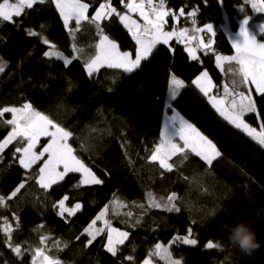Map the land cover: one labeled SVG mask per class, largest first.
Returning a JSON list of instances; mask_svg holds the SVG:
<instances>
[{"label": "trees", "instance_id": "trees-1", "mask_svg": "<svg viewBox=\"0 0 264 264\" xmlns=\"http://www.w3.org/2000/svg\"><path fill=\"white\" fill-rule=\"evenodd\" d=\"M82 1L89 4L90 19L100 4L107 2ZM167 1L171 12L178 15L183 8L185 15L178 22L168 16L165 27L188 28V36L196 37L192 42L197 46L198 59L189 55L187 39L174 38L168 45H157L133 72L102 67L90 76L86 64L96 55L99 30L87 21L77 28L72 20L66 27L54 0L25 9V14L14 16L12 21H0V66L4 69L0 72V109L31 103L73 133L70 144L75 156L103 181L85 184L82 173L70 172L50 189H42L36 180L43 161L27 174L28 170L18 163L21 154L15 153L19 142L6 146L0 160V196L9 197L21 182L25 187L7 201L8 208L0 207V229L6 226L5 217L11 225L10 241L0 230V264H34L38 248L60 264H143L149 258L157 264H170V260H179L180 264H264V146L221 117L192 83L207 71L214 82L212 94L223 98L224 86L231 89L232 80L239 79L228 71L229 67H238L234 61H225L223 70L216 62L217 55L235 53L228 30L238 31L241 21L248 18L247 26L264 42V29L257 27V23H264V12L253 9L251 0ZM127 3L111 0L122 15L130 13L124 7ZM194 9L196 16H189ZM132 15L138 17L137 13ZM210 23L215 35L196 31ZM100 26L102 34L122 51L136 55L139 45L115 15ZM32 31L37 35H30ZM200 38L204 44L211 41V52L198 46ZM56 50L72 62L66 64L55 55H45ZM172 75L180 77L184 87L171 101V108L216 145L221 156L211 165L188 147L171 157V171L161 167L159 160H151L169 108ZM249 87L264 117V96L252 85L237 90L249 95ZM11 118V113H5L2 119ZM244 119L260 130L261 118L246 113ZM10 131L11 126L0 123V141ZM149 193L161 203L175 193L174 203L180 210L153 207ZM64 196L68 197L66 208H74L77 203L82 206L75 215L59 214V201ZM105 208L110 226L128 233L124 243L118 245L116 256L107 251L108 227L102 220L96 227L105 231L86 246L84 229ZM15 217H19V227ZM238 217L253 223L262 242L252 254L228 244L227 226ZM189 229L190 238L197 244L177 242L176 238L187 236ZM42 238L47 239L41 243ZM209 242L220 247L208 249ZM9 243L21 246L23 255L17 256ZM158 243L168 249L170 259L150 255ZM128 256L133 260H126Z\"/></svg>", "mask_w": 264, "mask_h": 264}, {"label": "snow or ice", "instance_id": "snow-or-ice-1", "mask_svg": "<svg viewBox=\"0 0 264 264\" xmlns=\"http://www.w3.org/2000/svg\"><path fill=\"white\" fill-rule=\"evenodd\" d=\"M45 0H17V2L9 4L8 0H3L0 3V21H12L13 17H20L25 14V9H32L36 4H43ZM123 2V0H121ZM55 7L59 10L60 15L63 17L64 25L67 27L72 20H75L77 28L80 26L82 21L89 22L90 25H94L100 33L99 43L95 45L96 55L87 64L86 68L88 74L91 76L98 72L100 68H116L123 69L127 72H133L141 66L142 60H147L156 49L157 45H168L169 41L173 38L177 40L187 39L189 42L195 40L196 37L188 36V28H182L176 30L175 28L171 31H165L167 24L166 17L173 16L174 22H178L180 17L185 15L184 9L179 10L178 15L166 10V0H158V5L154 0H131L130 3L124 4V7L129 12H138L143 18L144 24H139L136 20L132 19L127 14H120L117 12L115 7H112L111 0H107L106 3H102L99 9L95 12L94 16L89 18L87 15L89 4L82 2V0H54ZM146 4L148 11L145 10ZM253 9L264 12V7L257 8V5L253 3ZM197 10H192L188 13L189 16L195 17ZM115 15L121 23L128 28L131 32L133 39L136 44L139 45V50L133 59L131 54L128 52H121L118 45L109 40L107 35H103V29L101 28V22L108 20ZM195 21L193 20V23ZM249 20L245 19L240 28V36L243 38L232 42V46L236 50L234 56H216V62L218 67L223 70V63L227 61L235 62L238 67H229L228 71L234 73L239 79H233V87L230 89L228 85L224 86L223 98H217L215 95H210V90L214 87L208 73L205 71L200 77L193 80L192 83L208 97L212 106L216 108L217 112L221 117L233 125L236 129L246 133L247 136L251 137L259 145L264 146V117L262 113L258 111L256 107V101L251 96L252 89L249 87V95H245L244 91H238L241 86L248 87L249 85H255V92L264 96V43H259L255 36L250 35L248 31ZM197 32L210 33L215 35L213 26L211 24L206 25L204 28L196 29ZM30 35H37L36 32L32 31ZM70 34L72 30L70 29ZM48 44L49 41L45 39L43 41ZM198 46L205 50V52H211V41L208 44H204L201 39ZM53 47H55L53 45ZM73 50L78 51L76 46L73 45ZM189 55L193 60H197L196 48L188 47ZM46 56L55 55L58 59H63L66 64H70L72 61L67 57H64L59 52H46ZM3 67L0 66V72H3ZM172 96L175 98L179 94V89L184 87V81L178 79L175 75L171 77ZM232 97L230 104L227 103L228 98ZM5 113H11L12 118L3 120ZM246 113L254 114V118H261L259 123V131L257 128L252 127L244 119ZM172 131L167 132L166 135L172 137H179L184 141V145L191 148L197 156H200L207 164L211 165L213 160L221 156L220 151L216 148V145L209 140L206 136L202 135L197 131L193 125L185 121L182 117L173 116L172 118ZM179 119L177 125L176 121ZM0 123L11 126V131L8 135L0 141V160H2V153L6 146L11 144L13 141H18L20 146L15 147V153L21 154L17 157L19 165L28 170L27 174H31L30 170L33 165L40 161H43V166L38 169V179L36 182L42 189H50L53 184L58 183L59 180H63L64 177L70 172H83L85 179L82 183L102 184L103 181L96 178L85 164L79 160L74 154L73 148L67 143L68 139L72 137L73 133L61 127L58 123L54 122L49 116L36 111L31 103H25L21 107H4L0 109ZM191 133V135H190ZM49 137L51 142L46 146H42L40 152H36L35 148L39 142L40 137ZM161 149L157 148L156 153L151 156L152 161L159 160L160 166L172 170V164L167 161L171 156L177 153L184 152V148L178 146L176 143H172L171 139L168 140V150L163 156H160ZM45 154L47 159H44ZM186 156V154H185ZM62 165V171L57 169ZM90 178V179H89ZM25 187V182H21L19 186L11 193L9 197L0 196V207L8 208V200L17 196V193ZM150 203L156 208H166L167 211H179L180 209L176 206L174 201L177 199L175 193L167 197V201L161 203L153 197L152 193L148 194ZM68 199L64 196L59 201L60 215L63 216L65 212L69 215H75L76 211L81 209V205L77 203L74 208H66L65 201ZM162 199V198H161ZM143 207V205H141ZM108 212V208L101 211L94 220L84 229V233L88 237L87 245H90L96 240V237L105 231V228H97V221H103L110 231L107 236V251L113 256L117 255L119 251L118 245L124 243L128 237L127 232H119L115 228H111L108 220L105 216ZM16 225L19 227V217H15ZM4 224L2 230L7 240H11V225L8 224L7 218H4ZM112 233H118V239L113 238ZM192 236L191 229L188 230V235L183 237H177V242H182L187 245H196L197 240L190 238ZM47 238H42L41 243ZM9 246L16 253L17 256H22L21 246L12 245ZM206 247L208 249L218 248V243L209 242ZM35 255H43V249H36ZM152 256H160L161 259L166 257L170 259L171 253L167 248H164L161 244L155 245V250L150 253ZM44 259L48 261V264H60L59 261H53L49 257L45 256ZM126 260L132 261L133 257L128 256ZM144 264H149L148 260L144 261ZM170 264H180L179 260H170Z\"/></svg>", "mask_w": 264, "mask_h": 264}, {"label": "rangeland", "instance_id": "rangeland-1", "mask_svg": "<svg viewBox=\"0 0 264 264\" xmlns=\"http://www.w3.org/2000/svg\"><path fill=\"white\" fill-rule=\"evenodd\" d=\"M253 3H255L256 5H257V8H260V7H264V0H251ZM8 2H9V4H12V3H15V2H17V0L16 1H11V0H8ZM83 2V1H82ZM131 2V0H128V3H130ZM85 3V2H84ZM113 7V6H112ZM99 9V8H98ZM146 10V9H145ZM132 13L134 14V13H137L138 14V17L139 18H141V19H143L140 15H139V13L138 12H130V13H125V14H127V15H129L131 18L133 17H136V16H133L132 15ZM138 17H136L135 19L138 21V23L140 24L141 23V21L139 20V18ZM166 20H167V17H166ZM212 26H213V29H214V25L212 24V23H210ZM242 24L243 23H241V25H240V28H241V26H242ZM141 25H143V23L141 24ZM248 27V26H247ZM176 29V30H179V29H177V27H173V28H167V27H165V31H171V30H173V29ZM240 28L238 29V31H231V30H228V35H229V37H230V39L232 40V42L233 41H235V40H237V37L239 36V38L241 37L240 36ZM248 31H249V34L250 35H253V33L251 32V29L248 27ZM254 36V35H253ZM200 37H201V35H200ZM174 39V38H173ZM173 39H171L170 41H169V44L171 43V41L173 40ZM109 40H111L110 38H109ZM200 40H201V38H200ZM242 40H243V38L241 37V42H242ZM111 41H113V40H111ZM113 42H115V41H113ZM116 43V42H115ZM204 43V42H203ZM117 44V43H116ZM118 45V44H117ZM188 47H193V48H196V54H197V46H195V44L192 42V41H190V42H188L187 44H186V49H188ZM118 48H119V46H118ZM119 50L121 51V52H128V53H130L131 54V56H132V58L134 59L135 58V56H133L132 55V53L131 52H129V51H122L120 48H119ZM138 50H139V48H138ZM56 52H59V53H62L63 54V52H61L60 50H56ZM138 52V51H137ZM63 56H64V54H63ZM203 72H205V71H203ZM202 72V73H203ZM207 72V71H206ZM202 73H200L199 74V76L198 77H200L201 76V74ZM208 73V72H207ZM173 76V75H172ZM176 76V75H175ZM178 79H180V80H182L180 77H178V76H176ZM197 77V78H198ZM208 78H210V76H209V74H208ZM180 90V89H179ZM174 99V97L172 96V87H171V80H170V84H169V89H168V96H167V101H168V110H167V112H166V114H165V119H164V124H163V129H162V136H161V139H160V141H159V144H158V147L157 148H160L161 149V151H160V153H159V155L160 156H163L164 155V153L168 150V140L169 139H171V141H172V143H176L178 146H180V147H183V148H186V146L184 145V141L183 140H181L179 137H172V136H170V135H166V128H167V132L168 133H171V131H172V128H171V125H172V123H173V121H172V117L173 116H176L177 114H178V117H182L185 121H187L188 123H190L191 125H193L189 120H187L182 114H180L177 110H174L173 108H171L172 106H171V101ZM17 108H19V107H17ZM34 108V107H33ZM35 109V108H34ZM36 110V109H35ZM36 111H38V110H36ZM40 112V111H39ZM42 113V112H41ZM44 114V113H43ZM45 115V114H44ZM176 123H177V125H178V123H179V119L176 121ZM193 127L197 130V131H199L194 125H193ZM257 131H259L258 129H257ZM200 132V131H199ZM201 133V132H200ZM202 134V133H201ZM190 135H191V133H190ZM203 135V134H202ZM71 138V137H70ZM70 138L68 139V141H67V143L71 146V144H70ZM43 139H45L44 140V143L45 144H43V145H41V143H42V141H43ZM51 142V140H50V138L49 137H46V136H42V137H40V139H39V142H38V144H37V146H36V148H35V151L36 152H40L41 150H42V146H46L48 143H50ZM72 147V146H71ZM73 154H74V152H73ZM155 154H157V153H155ZM47 155L48 154H45V159H47ZM75 155V154H74ZM172 157V156H171ZM171 159V158H170ZM170 159H168V163L170 164ZM84 163V162H83ZM86 166V165H85ZM87 167V166H86ZM88 168V167H87ZM91 170V169H90ZM57 171H62V165L57 169ZM91 172L95 175V177L96 178H98L97 176H96V174L91 170ZM80 173H82V176H83V180L85 179V174L83 173V172H80ZM90 179V178H89ZM88 184V183H87ZM111 228H114V227H112L111 226ZM116 229V228H115ZM118 230V229H117ZM109 231H110V229L108 228V233H109ZM119 232H125V231H122V230H118ZM112 235H113V238H114V240L115 239H118L119 237H118V233H112ZM118 247V246H117ZM45 256H47V257H49L51 260H53V261H56L55 259H53L52 257H50L49 255H47L45 252H44V250H43V255H35V261H34V264H48V261H46L45 259H44V257ZM148 261H149V264H157L155 261H153L152 259H147ZM144 264V263H143Z\"/></svg>", "mask_w": 264, "mask_h": 264}, {"label": "clouds", "instance_id": "clouds-1", "mask_svg": "<svg viewBox=\"0 0 264 264\" xmlns=\"http://www.w3.org/2000/svg\"><path fill=\"white\" fill-rule=\"evenodd\" d=\"M227 228V241L231 247L239 249L241 252L252 254L262 246V242L258 239L251 221L238 217L236 222L227 226Z\"/></svg>", "mask_w": 264, "mask_h": 264}, {"label": "crops", "instance_id": "crops-1", "mask_svg": "<svg viewBox=\"0 0 264 264\" xmlns=\"http://www.w3.org/2000/svg\"><path fill=\"white\" fill-rule=\"evenodd\" d=\"M136 17H132V19H134V20H136L135 19ZM245 19H248V18H244L242 21H241V23H243V21L245 20ZM137 21V20H136ZM138 22V21H137ZM144 24V21H143V19L141 20V23L140 24ZM257 27L260 29V30H262V29H264V23H257ZM251 32H252V30H251ZM253 33V32H252ZM254 35V34H253ZM257 39V38H256ZM237 40H241V37L239 38V36L237 37ZM188 41V40H187ZM257 41L259 42V43H264L263 41H260V40H258L257 39ZM197 55V54H196ZM234 55H236V50H235V53L234 54H232V55H225V56H234ZM225 62V61H224ZM224 62H222L223 64H224ZM209 74V73H208ZM199 76V75H198ZM197 76V77H198ZM210 76V75H209ZM197 77H196V79H197ZM210 80L212 81V83H213V85H214V82H213V79L211 78V76H210ZM253 87H254V89H255V85H252ZM213 89H214V87L210 90V95H213L212 94V91H213ZM217 98H220V97H217Z\"/></svg>", "mask_w": 264, "mask_h": 264}, {"label": "built area", "instance_id": "built-area-1", "mask_svg": "<svg viewBox=\"0 0 264 264\" xmlns=\"http://www.w3.org/2000/svg\"><path fill=\"white\" fill-rule=\"evenodd\" d=\"M137 2H139V0H137ZM154 2L158 5V0H154ZM145 9H146V11L149 10L147 4H146ZM166 10H169V9H168V1H167V0H166ZM180 41H181V40H180Z\"/></svg>", "mask_w": 264, "mask_h": 264}]
</instances>
